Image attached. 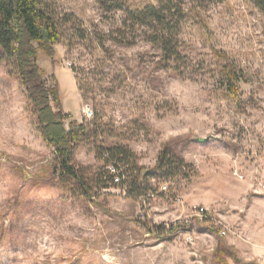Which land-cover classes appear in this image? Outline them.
<instances>
[{"label":"rangeland","instance_id":"obj_1","mask_svg":"<svg viewBox=\"0 0 264 264\" xmlns=\"http://www.w3.org/2000/svg\"><path fill=\"white\" fill-rule=\"evenodd\" d=\"M43 1L60 38L55 64H38L87 127L72 163L92 195L51 173L54 149L0 51V264H264L262 13L251 0H170L184 11L181 57L164 61L152 29L127 16L155 0ZM212 47L243 70L237 103ZM114 147L127 151L110 156L117 182L99 156Z\"/></svg>","mask_w":264,"mask_h":264},{"label":"trees","instance_id":"obj_2","mask_svg":"<svg viewBox=\"0 0 264 264\" xmlns=\"http://www.w3.org/2000/svg\"><path fill=\"white\" fill-rule=\"evenodd\" d=\"M251 3L264 17V0H251ZM127 13L128 19L152 29L154 36L152 40L159 46L164 61H177L181 57L176 27H174L178 22L173 20V14L178 15V18L183 17L184 11L180 6H176L170 0H155L135 6ZM54 18L53 13L45 7L43 0H0V51L15 63L21 84L26 89L30 110L35 117L39 134L54 149V158H52L54 165L51 167V173L58 175L61 180L76 185L84 195L90 197L92 195L90 188L79 169L72 163L74 145L86 139L87 127L77 121L70 112L63 111L57 79L53 75L52 84H48L44 78L45 71L38 64V57L43 55L55 64V45L59 42L60 32ZM211 51L220 86L231 101L237 103L243 70L226 51L213 47ZM65 120L69 121L67 125ZM109 151L101 149L99 156L106 160L107 166L113 165L121 179L124 175L118 170L119 165L111 157L125 155L127 151L119 147L110 148ZM166 154L167 151L159 154L156 169L162 171L167 167ZM166 175L162 174V177ZM109 177L113 180L111 172ZM144 177L145 173L139 170L132 185L136 186L137 181L143 180ZM169 229L168 232H173L179 229V225H172ZM220 252L224 254L227 251L220 249ZM232 257L237 261L234 255ZM219 261L226 264L224 255L219 256Z\"/></svg>","mask_w":264,"mask_h":264},{"label":"built area","instance_id":"obj_3","mask_svg":"<svg viewBox=\"0 0 264 264\" xmlns=\"http://www.w3.org/2000/svg\"><path fill=\"white\" fill-rule=\"evenodd\" d=\"M115 168L113 167V165H108V170L111 171V173L113 174V181H120V176L116 173V170H114ZM221 233L224 235L226 233L225 230H221Z\"/></svg>","mask_w":264,"mask_h":264},{"label":"water","instance_id":"obj_4","mask_svg":"<svg viewBox=\"0 0 264 264\" xmlns=\"http://www.w3.org/2000/svg\"><path fill=\"white\" fill-rule=\"evenodd\" d=\"M144 173H145V171H144Z\"/></svg>","mask_w":264,"mask_h":264}]
</instances>
